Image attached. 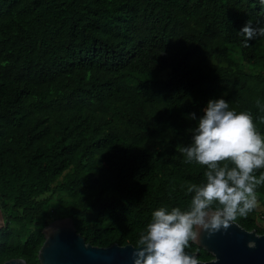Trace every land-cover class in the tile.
I'll list each match as a JSON object with an SVG mask.
<instances>
[{"label":"trees","instance_id":"trees-1","mask_svg":"<svg viewBox=\"0 0 264 264\" xmlns=\"http://www.w3.org/2000/svg\"><path fill=\"white\" fill-rule=\"evenodd\" d=\"M249 20L264 26L259 0H0V264H40L50 190L64 195L56 218L95 246H135L154 210L186 208L206 168L178 147L209 99L264 135V71L251 70L264 38L245 44ZM257 201L237 222L264 233V185Z\"/></svg>","mask_w":264,"mask_h":264},{"label":"clouds","instance_id":"clouds-1","mask_svg":"<svg viewBox=\"0 0 264 264\" xmlns=\"http://www.w3.org/2000/svg\"><path fill=\"white\" fill-rule=\"evenodd\" d=\"M264 8V0H259ZM239 34L249 40L264 38V26L254 27L247 21ZM264 111V105L257 101ZM191 143L178 147L185 163H197L206 168L205 182L189 183L191 196L186 208L160 207L153 211L151 221L139 233L133 247L134 264H200L188 252L198 242L201 233L209 237L226 232L238 218H246L257 207V188L264 185V135L256 128L249 111L230 110L224 98L209 99ZM250 248L255 247L249 242Z\"/></svg>","mask_w":264,"mask_h":264},{"label":"water","instance_id":"water-1","mask_svg":"<svg viewBox=\"0 0 264 264\" xmlns=\"http://www.w3.org/2000/svg\"><path fill=\"white\" fill-rule=\"evenodd\" d=\"M5 225V217L0 208V228ZM45 241L38 258L40 264H134V245L95 246L86 242L78 232L71 217H64L49 223L44 228ZM254 242L255 247H249ZM213 255L210 260H199L200 264H264V233L249 230L239 222H234L226 232H218L209 237L201 233L195 242ZM197 257V252H191ZM3 264H28L24 258H12Z\"/></svg>","mask_w":264,"mask_h":264},{"label":"rangeland","instance_id":"rangeland-1","mask_svg":"<svg viewBox=\"0 0 264 264\" xmlns=\"http://www.w3.org/2000/svg\"><path fill=\"white\" fill-rule=\"evenodd\" d=\"M230 50H231L232 55L238 61L243 63V57L241 55L240 49L237 46L231 45L230 46ZM251 70H253L254 72H260V71H264V67L263 66H257V67L251 68ZM152 76L158 77L159 79H167L170 76V70H166V71L160 72L158 74H153ZM44 196L45 197L51 196V198H52V201H51L52 202V207H51L49 215H48L49 223H51L54 220L59 219V218H56V213H53L52 210L57 208L59 198L64 197V195L63 194H59V193H55V192H53V190H50ZM259 220H260V224L264 225V219H261L259 217Z\"/></svg>","mask_w":264,"mask_h":264}]
</instances>
